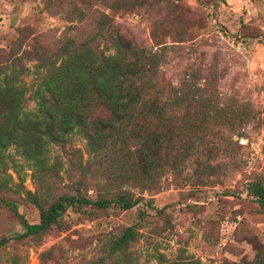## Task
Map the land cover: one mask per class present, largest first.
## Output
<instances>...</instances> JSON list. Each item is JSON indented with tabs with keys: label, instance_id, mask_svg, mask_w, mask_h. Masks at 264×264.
Returning a JSON list of instances; mask_svg holds the SVG:
<instances>
[{
	"label": "rangeland",
	"instance_id": "374dc122",
	"mask_svg": "<svg viewBox=\"0 0 264 264\" xmlns=\"http://www.w3.org/2000/svg\"><path fill=\"white\" fill-rule=\"evenodd\" d=\"M133 1L113 11L103 0H0V53L5 52L0 62L7 53L32 47L50 53L70 33L81 39L93 15L106 12L125 38L147 52L162 53L167 88L191 84L194 91L211 93L228 113V106L244 108L248 118L227 124L198 104L201 116L211 117L199 123L205 127V143L179 172L163 174L160 185L143 192L142 200L127 210L115 203L105 209L68 207L60 224L40 238L12 239L1 246L0 264H12V258L15 264H85L102 255L109 234L130 225L138 230L128 248L131 264H252L258 247H264V210L247 193L250 182L264 183V0ZM74 7L95 13L80 21L70 12ZM22 56L25 62L27 54ZM23 80L32 90L34 75ZM34 108L29 91L24 109ZM71 143L87 157L80 134L74 133ZM56 154L65 158L61 147L52 144L50 159ZM5 155L13 180L19 175L25 190L35 191L29 163L13 147ZM61 175L67 184L71 175ZM4 194L16 202L22 217L0 204V238L21 232V218L39 220V210L22 194Z\"/></svg>",
	"mask_w": 264,
	"mask_h": 264
},
{
	"label": "trees",
	"instance_id": "16d2710c",
	"mask_svg": "<svg viewBox=\"0 0 264 264\" xmlns=\"http://www.w3.org/2000/svg\"><path fill=\"white\" fill-rule=\"evenodd\" d=\"M103 2L113 11L134 4L133 0ZM70 12L84 22L95 13L77 7ZM161 64V52H147L125 38L106 12L93 15L81 39L67 34L50 53L32 47L20 54H5L0 62V204L22 217L16 202L4 192L22 194L39 210V220L29 223L21 218L23 230L1 237L0 247L12 239L40 238L60 224L68 207L105 209L113 203L121 210L134 207L143 192L160 185L163 174L179 172L203 147L205 127L199 123L211 117L201 116L198 104H205L207 114L217 113L227 124L248 118L244 108L234 111L231 106L228 115L227 107L215 103L211 93L201 88L194 91L191 84L167 88ZM29 73L35 79L32 90L23 80ZM29 91L35 108L25 110ZM74 133L86 141V158L71 143ZM52 144L61 147L64 159L59 154L50 159ZM9 147L29 163L37 182L35 191L25 190L19 175L15 181L6 171ZM61 172L71 175L67 184L61 183ZM247 193L264 210V183L250 182ZM137 236L134 225L109 234L102 255L85 264H131L134 258L128 248ZM11 263L15 264V258ZM252 264H264V247H258Z\"/></svg>",
	"mask_w": 264,
	"mask_h": 264
}]
</instances>
